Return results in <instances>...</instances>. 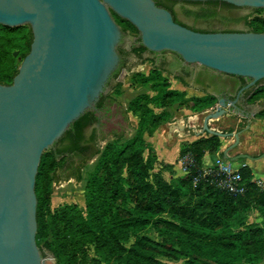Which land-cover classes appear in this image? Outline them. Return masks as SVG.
Here are the masks:
<instances>
[{
  "label": "water",
  "instance_id": "obj_1",
  "mask_svg": "<svg viewBox=\"0 0 264 264\" xmlns=\"http://www.w3.org/2000/svg\"><path fill=\"white\" fill-rule=\"evenodd\" d=\"M0 23L28 24L29 50L10 83L0 82V264H46L36 243V173L43 150L91 155V141L123 130L103 111L126 69L169 64L164 73L216 99L209 120L243 111L264 90V0H0ZM17 50L13 51L15 55Z\"/></svg>",
  "mask_w": 264,
  "mask_h": 264
},
{
  "label": "trees",
  "instance_id": "obj_2",
  "mask_svg": "<svg viewBox=\"0 0 264 264\" xmlns=\"http://www.w3.org/2000/svg\"><path fill=\"white\" fill-rule=\"evenodd\" d=\"M31 39L28 24L0 23V82L12 81L18 69L16 57L24 56ZM133 77L150 84L155 91L153 101L161 107L187 101L184 91L171 87L158 67L147 73L136 71ZM107 98L116 104L117 112L121 105L111 93ZM147 98L139 94L126 107L138 112L130 136L124 138L121 130L109 132L113 136L103 146L97 145V139L91 141V155L71 159L43 150L35 191L36 243L41 251L43 241L57 264H79L84 242L94 244L104 261L114 253L142 264H173L163 257L183 259L184 264H264V220L248 221L247 216L253 207L264 210V185L257 183L248 165L239 167L242 192L229 191L218 184V175L204 172L205 153H214L221 145L216 134L199 135L180 145L179 156L185 157L183 173L167 179L154 170L157 154L144 132L151 134L167 111L156 112ZM191 99L194 111L216 102L204 94ZM248 99L264 101V90ZM255 115L264 117V106ZM94 156L93 164L85 169V209L70 202L50 213L56 171L68 170V177L81 180L82 168ZM146 228H153L158 237L142 232Z\"/></svg>",
  "mask_w": 264,
  "mask_h": 264
},
{
  "label": "rangeland",
  "instance_id": "obj_3",
  "mask_svg": "<svg viewBox=\"0 0 264 264\" xmlns=\"http://www.w3.org/2000/svg\"><path fill=\"white\" fill-rule=\"evenodd\" d=\"M17 53L15 54L17 56ZM22 57L18 55L16 57V64L19 65ZM152 67L160 68V71L167 77L171 87L183 90L186 102L179 103L176 102L170 106L161 107L156 101H153V95L155 91L151 89L150 84H142L133 77V73L136 71H142L147 73ZM169 68V64L161 63H143L138 66L126 69L127 76L118 85L112 86L110 93L116 98V101L121 105L119 110L122 111L125 126L123 130H119L123 137L130 136L137 126L138 112H133L132 110H126L129 101L139 94H147L149 100L148 105L153 107L156 112L165 109L167 111L166 117L159 123V125L154 129L151 134L147 131L144 132V137L150 141L152 144L154 141H162L165 146L170 147L172 150L179 143V147L182 143L190 141L199 135H207L208 132L203 131L202 122L203 117L206 114V110L194 111L190 109V104L192 103L191 97L194 95H200L201 93H195V87L193 85H187L182 81L164 73ZM259 105H264V101L258 102ZM222 116L218 118H213L209 120V125L211 127L226 131V129H234L237 124V115L226 116L225 120H220ZM244 121L238 123L239 127L243 126ZM179 124L183 125V131L179 129ZM171 136H168L169 133ZM113 135L109 133V138L98 139L97 145L99 147L103 146L107 139H110ZM221 137V136H220ZM228 137V136H226ZM221 137V138H226ZM259 140V139H258ZM255 138L249 142L251 146L255 145L258 141ZM168 148H163L167 151ZM169 150V149H168ZM155 151V150H154ZM146 154V152H145ZM179 154V151H178ZM95 156L89 158L84 167L82 168V179L77 180L74 177H68V170L56 171L55 181L53 182V193L51 198L50 213H53L60 205L64 203H75L83 210L85 209V195H84V184H85V169L93 164L95 161ZM181 164L179 168H174L172 163L164 162L162 159L154 166V170H159V172L165 177L170 178V174L178 175V173H183V166L185 162V157H180ZM208 161V157H205ZM206 161V162H207ZM78 162V161H77ZM208 163H205V166ZM68 177V178H67ZM248 221H262L264 220V210H259L255 207L251 208L247 212ZM142 232L149 234L153 237H158L156 231L153 228H146ZM51 234H49V238ZM133 235L130 236L127 244L133 240ZM46 264H57L53 253L44 245L42 241L40 243ZM164 260H168L173 264H184L183 259L179 260H169L163 257ZM79 264H142L134 259L127 257L124 254H109L108 260L104 261L97 253L94 244L89 242H84L81 244L78 257Z\"/></svg>",
  "mask_w": 264,
  "mask_h": 264
},
{
  "label": "crops",
  "instance_id": "obj_4",
  "mask_svg": "<svg viewBox=\"0 0 264 264\" xmlns=\"http://www.w3.org/2000/svg\"><path fill=\"white\" fill-rule=\"evenodd\" d=\"M226 116L229 114H224L220 118V120H225ZM244 121L243 126L239 127L238 123ZM179 129L183 131V125L179 124ZM242 129L243 131L240 133L239 142L231 149L227 151L228 155H235L237 153L246 152L251 155L250 158H237L232 160L234 164L239 165L242 163H246L253 173L254 179L262 185H264V117L250 115L247 116L245 114H241L237 112V124L234 129L238 130ZM228 131V129H226ZM170 132L168 136H171ZM258 140L255 145L251 146L249 142L253 139ZM221 145L218 151L214 153L206 152L204 155V163H211L217 160L218 158L228 159L224 155V150L228 147L233 141V136H228L226 138H221ZM162 141H154L152 144L157 154L158 160H163L164 162L172 163L174 168H179L181 164V159H179V143L173 148L165 146ZM163 148H168L167 151L163 150ZM208 157V161L205 159ZM230 160V159H229ZM207 161V162H206ZM181 174V173H178ZM177 175V174H176ZM170 176H174V173H171Z\"/></svg>",
  "mask_w": 264,
  "mask_h": 264
},
{
  "label": "built area",
  "instance_id": "obj_5",
  "mask_svg": "<svg viewBox=\"0 0 264 264\" xmlns=\"http://www.w3.org/2000/svg\"><path fill=\"white\" fill-rule=\"evenodd\" d=\"M241 165H246V163L236 165L232 160L218 158L214 162L206 165L204 167V172H212L218 175V184L229 191L242 192L244 190V184L239 172V167Z\"/></svg>",
  "mask_w": 264,
  "mask_h": 264
},
{
  "label": "flooded vegetation",
  "instance_id": "obj_6",
  "mask_svg": "<svg viewBox=\"0 0 264 264\" xmlns=\"http://www.w3.org/2000/svg\"><path fill=\"white\" fill-rule=\"evenodd\" d=\"M184 83V82H183ZM187 85H193L195 87V84H191V83H186ZM258 102H261L260 100H257V101H254V102H251L248 97L243 100V111L244 110H252L254 109L255 105H259ZM253 103H256L255 105ZM264 106V105H262ZM262 106H257L258 110L262 107ZM117 106L114 102H111L108 100V98H106V101H105V104H104V108H103V111L106 110V109H116ZM117 115L124 121V118H123V114H122V111L118 109V111L116 112ZM232 115H237V112H232L231 114H229V116H232ZM124 126H125V123H124ZM123 126V127H124ZM98 140V139H97Z\"/></svg>",
  "mask_w": 264,
  "mask_h": 264
}]
</instances>
